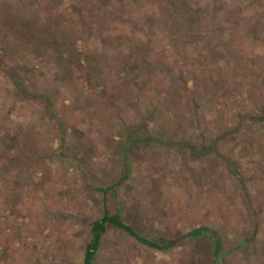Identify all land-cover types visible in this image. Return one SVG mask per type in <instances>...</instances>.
<instances>
[{
  "label": "rangeland",
  "instance_id": "obj_1",
  "mask_svg": "<svg viewBox=\"0 0 264 264\" xmlns=\"http://www.w3.org/2000/svg\"><path fill=\"white\" fill-rule=\"evenodd\" d=\"M0 1L11 2L7 10L1 6L9 12L20 0ZM26 1L33 7L19 14L30 20V30L26 34L16 26L13 44L26 46L28 37L40 39L46 33L50 41L67 44L63 50L78 51L88 67L97 60L91 70L100 88H88L74 67L65 75L53 54L39 61L32 51L21 54L7 48L13 52L8 66L22 64L28 70L30 89L44 92L53 112L45 119L44 104L15 97L0 74V142L8 141L7 129L19 125L18 134L34 153L32 163L12 166L9 160L18 144L12 151L0 144V264L82 263L88 223L101 215V195L93 189L127 173L117 158L124 151L119 152L118 142L125 124L172 142L199 132L218 137L220 155L179 168L180 154L174 151H181L179 145L153 140L132 145L138 148L131 154L130 172L110 192L109 212L121 213L151 240L165 229L173 235L212 226L225 247L247 234V215L260 251L245 259L242 251L233 250L221 264H264V1ZM1 7L0 19L7 17ZM200 9H205L201 22L186 25ZM192 33L199 41L207 36V44L189 43ZM1 35L0 29L3 49L8 45ZM192 50L208 52V57L201 60ZM188 53L197 59L194 67L178 61L180 56L189 58ZM126 64L166 69L169 81L162 71L152 75L163 95L157 97L149 85L137 90L126 83ZM62 152L65 162L58 156ZM225 158L245 178L244 201ZM194 174L199 175L198 183L182 182ZM188 245L156 252L107 227L93 264H186Z\"/></svg>",
  "mask_w": 264,
  "mask_h": 264
},
{
  "label": "trees",
  "instance_id": "obj_2",
  "mask_svg": "<svg viewBox=\"0 0 264 264\" xmlns=\"http://www.w3.org/2000/svg\"><path fill=\"white\" fill-rule=\"evenodd\" d=\"M47 1L49 0H46V2ZM2 3H0V7L7 6L5 10L9 9L11 6V2H9L8 4ZM30 7L32 8L33 6L28 1L20 0L19 4L15 5V9H12L9 12L5 11L4 8H2V10L7 13V17H3L2 19H0V29L2 30L1 36L8 46L3 49H0V74H3L4 78H6V81L10 83V85L13 87V92L16 95L15 97L21 96L27 100H31L32 102L39 101L38 104H44L41 115H44L45 119H48L50 118L48 117L49 111L53 112L52 106L47 99L48 96L44 92L39 91L37 89H30L31 87L30 78L28 76V70H23L22 64H18V66H8L6 62L12 60L10 56L13 55V52L8 51V49L13 50L16 48V50H19L21 54H25L23 52L26 51H32L36 55V57H38L39 61H41L40 59L44 58L46 55L53 54L55 56L54 58L56 66H63L65 75H70L71 68L74 67L75 71L80 72V77L83 79L85 85L88 88H100V85L97 84L96 78L93 76V71L91 70L92 66L97 65V60L94 61V65L89 64L88 67V64H86L87 59L83 57H77L79 53L78 51H75V53H71L63 50V47L68 45L65 43L64 45H60L55 42H52V40L50 41L46 33H44L43 36L40 37V39H38V37L33 34L32 37H28V41L30 42L26 46H22L19 48L16 47L15 44H13L17 41L14 38L16 26H19L21 30L26 32V34L30 30L28 29L30 20H24L19 13L21 9L24 10L25 8L28 9ZM205 9H200L198 13L193 12V14L186 19V25H188L189 22H191L192 24L195 22H201V17L205 14ZM187 31H185L184 33H187ZM17 38L19 39V37ZM189 38H191L188 40L190 41L189 43L199 42L200 44H207V36H204V39L199 41L200 39L198 34L192 33ZM214 46L217 47L218 45ZM182 52L186 54V51L183 50ZM191 52H193L194 56L196 57L201 56V60H205L206 57H208V52H203L200 50H192ZM15 54L16 52L14 51V55ZM187 55L189 56V58H184L180 56L178 61L183 64H187L189 67H194V64L196 65L197 63V59L195 57L194 58L196 60L194 58L190 59V53H188ZM187 61L189 64L192 65H189ZM131 65L132 64H126L127 72L125 74V77L126 79H132H125L124 81H126V83L131 84V87L136 88L137 90H141L142 88L144 89L146 88V86L149 85L151 87V91L156 92L157 97L163 95V87L161 88L162 85L158 83V80L155 77H152V75H157L160 71H162L167 81H169V77L167 78L168 74L165 73L166 69L165 72L161 68H157V70L155 71V66H152L150 69L145 67H140L141 69H138V66L131 67ZM106 67L107 66H101V70L102 68ZM194 71H197V69H195ZM240 121L241 120L238 121L239 128L241 126ZM18 126L15 125L10 129H7L6 132L10 133L8 141L6 143L0 142V144L3 147H6V149L9 151L13 150V146L15 144H18L15 147L17 148V154L14 158H12V160H9V163H12V166H14L16 164L15 162L18 161L25 163H32L34 161V153L32 152V149L30 150V148L32 147L29 145L27 139L23 140V135L18 134ZM137 127L138 126L133 127L128 124H125L124 127L122 126V129L125 130V133L124 136L120 139V143L118 142V144H121V148L119 149L118 147L119 152L121 150L123 151V149L124 151L123 154L119 155V157L117 158H121V160L124 162V164L126 165L127 173L112 184H109L107 186H99L93 189L101 195V215L88 223V234L83 246L81 264H93L94 257L100 249L102 237L107 227H112L114 229L120 230L121 232L125 233L128 237L133 239L136 243H139L147 248L153 249L156 252L169 251L173 248L178 249V247L182 246V244L184 243L189 244V257L185 261L186 264H221V262H225V257L233 250L242 251L241 253L244 255L245 259H249L251 255L252 257L257 256L258 252L260 251V243L255 238V233H253L255 227L252 224V219L247 215H245L246 230H243V234L245 233V231H247V234H245L244 237L242 236L243 239H240V241L234 243L231 247H225V243L219 233V230L212 226L198 225L182 233H175V231H173V235H171L168 229H165L162 234H159L160 236L154 237L151 240L145 237L140 232L136 231L132 224L127 223L121 213L109 212L108 196L110 192H112L115 187H118L123 181H125L128 177V173L130 172V163L133 158L131 154L138 148V146H135V148H133L132 145H147L148 141L151 140L163 142L164 145H168V147H172L173 145H179L181 151L174 150L176 153L180 154V160L178 165L179 168H181L182 165L184 167L190 166L193 162H199L200 160L208 159V157H212L215 154L220 155L218 153L220 151L216 147V144L219 140L218 137H207L206 135L200 134L199 132L196 136L192 133L189 134L187 137H179L181 139H175L172 142L170 140H167V137L155 138L156 135L151 136L150 132L148 133L145 128L141 129L140 127ZM142 130H145V132H142ZM231 130H233L234 133L238 131L237 128H232ZM0 134L2 133L0 132ZM55 142L59 145L60 151L59 139L56 138ZM63 151L65 152L64 149ZM64 152L58 155L62 158L63 162H65V160L63 159ZM66 153L67 152H65V155ZM224 164L228 173L231 175L233 184L237 186V188L238 186L240 188L242 187V190H240V192L244 201V199H246L248 196L246 192V186H244V176L240 175V172L237 170L236 165L230 159L225 158ZM80 170H82V168H80ZM81 174L83 175V172H81ZM206 174L207 171H205L204 176ZM82 178L84 181V176ZM185 178H182L183 183H185L186 180L190 182L195 181L197 183L199 181V175L197 174H194V177H192L191 180H188L190 178ZM205 181L206 182L203 181V185L208 184V181ZM206 241H209L210 244L208 245Z\"/></svg>",
  "mask_w": 264,
  "mask_h": 264
}]
</instances>
